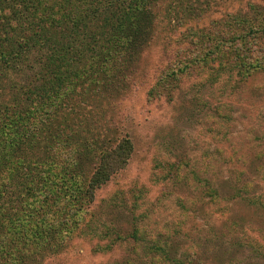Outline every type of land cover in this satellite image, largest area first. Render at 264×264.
<instances>
[{
    "label": "trees",
    "instance_id": "1",
    "mask_svg": "<svg viewBox=\"0 0 264 264\" xmlns=\"http://www.w3.org/2000/svg\"><path fill=\"white\" fill-rule=\"evenodd\" d=\"M154 1L0 0V264H47L48 255L77 238L94 240L93 253L119 251L103 264H201L191 248L179 251L163 227L149 232L146 213L134 208L140 189L129 190V205L118 191L89 208L95 190L132 152L106 115L130 88L134 65L151 43ZM219 25L199 35L188 31L194 55L167 62L148 97L170 98L182 78L204 69L208 82L221 73L242 81L264 71L257 46L264 4L247 2ZM181 165L177 159L168 171L181 173ZM184 173L182 179L196 178L193 168ZM181 177L168 180L183 188ZM249 188L230 187L233 195ZM250 202L264 213V195Z\"/></svg>",
    "mask_w": 264,
    "mask_h": 264
},
{
    "label": "rangeland",
    "instance_id": "2",
    "mask_svg": "<svg viewBox=\"0 0 264 264\" xmlns=\"http://www.w3.org/2000/svg\"><path fill=\"white\" fill-rule=\"evenodd\" d=\"M247 2L264 4V0L154 1L151 43L135 63L137 70L131 71L130 88L106 115L115 137L130 139L132 152L126 166L96 189L89 203L95 208L121 191L119 197L129 205V190L140 189L134 208L146 213L142 222L149 232L163 227L164 234L176 238L179 251L191 248L201 264H264V213L250 202L264 195V71L242 81L234 73H221L208 82L204 69L199 76L182 78L170 98L148 97L147 90L167 62L194 55L195 39L187 36L189 30L198 35L202 28L217 31L227 14L245 10ZM257 46L264 52V37ZM177 159L181 173L193 168L197 179L168 171ZM169 176L181 177L183 188L175 187ZM244 183L250 188L233 195L230 187ZM94 243L74 239L65 250L48 255L47 264H103L119 253H93Z\"/></svg>",
    "mask_w": 264,
    "mask_h": 264
}]
</instances>
